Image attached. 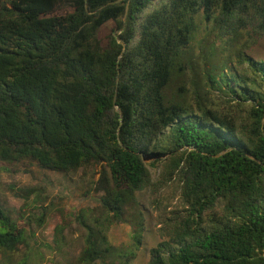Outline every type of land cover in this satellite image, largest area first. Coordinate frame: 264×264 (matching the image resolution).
Wrapping results in <instances>:
<instances>
[{
  "label": "trees",
  "instance_id": "1",
  "mask_svg": "<svg viewBox=\"0 0 264 264\" xmlns=\"http://www.w3.org/2000/svg\"><path fill=\"white\" fill-rule=\"evenodd\" d=\"M199 17L214 41L194 55ZM261 38L264 0H0V163L100 166L113 222L160 166L186 212L148 264H264ZM184 79L195 105L167 95ZM210 93L221 107L208 108ZM80 220L86 247L72 264L136 259L141 222L123 248ZM26 226L0 207V250L23 245Z\"/></svg>",
  "mask_w": 264,
  "mask_h": 264
},
{
  "label": "rangeland",
  "instance_id": "2",
  "mask_svg": "<svg viewBox=\"0 0 264 264\" xmlns=\"http://www.w3.org/2000/svg\"><path fill=\"white\" fill-rule=\"evenodd\" d=\"M192 50L200 52L204 39L214 41L211 25L200 17ZM212 33V34H211ZM243 42V41H242ZM249 54V51H246ZM264 58V38L257 41L251 55ZM170 98L185 97L195 105L189 79L168 90ZM223 98L210 93L208 108L221 107ZM152 185L136 197L137 204L126 208L125 221L113 222L103 212L102 193L97 190L101 167L92 165L75 173L62 174L42 170L33 162L0 163V207L14 222L26 224L25 241L12 252L0 250V264H72L86 247V230L81 218L101 230L114 247L133 245L135 225H144L142 245L132 264H148L149 250L172 235V223L185 216L180 192L174 181H159L160 166L150 167ZM95 264H115L113 257Z\"/></svg>",
  "mask_w": 264,
  "mask_h": 264
},
{
  "label": "water",
  "instance_id": "3",
  "mask_svg": "<svg viewBox=\"0 0 264 264\" xmlns=\"http://www.w3.org/2000/svg\"><path fill=\"white\" fill-rule=\"evenodd\" d=\"M120 121H121V119H120Z\"/></svg>",
  "mask_w": 264,
  "mask_h": 264
}]
</instances>
